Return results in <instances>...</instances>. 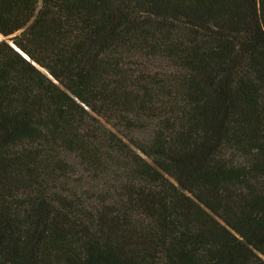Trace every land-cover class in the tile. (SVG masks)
Here are the masks:
<instances>
[{
  "label": "trees",
  "instance_id": "16d2710c",
  "mask_svg": "<svg viewBox=\"0 0 264 264\" xmlns=\"http://www.w3.org/2000/svg\"><path fill=\"white\" fill-rule=\"evenodd\" d=\"M0 264H264V0H0Z\"/></svg>",
  "mask_w": 264,
  "mask_h": 264
},
{
  "label": "water",
  "instance_id": "95a60500",
  "mask_svg": "<svg viewBox=\"0 0 264 264\" xmlns=\"http://www.w3.org/2000/svg\"><path fill=\"white\" fill-rule=\"evenodd\" d=\"M3 38V37H2Z\"/></svg>",
  "mask_w": 264,
  "mask_h": 264
}]
</instances>
